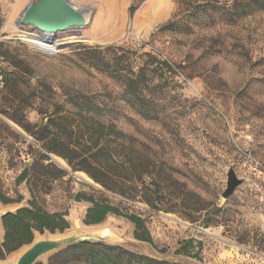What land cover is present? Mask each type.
<instances>
[{
  "label": "rangeland",
  "instance_id": "374dc122",
  "mask_svg": "<svg viewBox=\"0 0 264 264\" xmlns=\"http://www.w3.org/2000/svg\"><path fill=\"white\" fill-rule=\"evenodd\" d=\"M35 1L0 0V194L10 201H0V214L31 203L67 214L69 230L35 241L80 237L175 264H264V11L231 24L224 9L248 0H67L83 14L93 8L85 28L56 36L15 29ZM39 38L60 48H45ZM87 48L115 49L102 57L112 64L122 58L114 69L124 76L137 70L127 51L139 64L144 54L157 60L150 118L127 103L112 69L81 56ZM84 97L127 137L114 143L115 160L132 169L125 195L83 179L84 171L35 139L51 116L77 119L73 104ZM61 138L86 152L78 135ZM231 168L244 183L225 199ZM111 170L125 178L122 168ZM79 194L141 218L152 243L136 240L135 225L123 217L86 226L92 204L77 202ZM185 246L190 255L177 254ZM28 247L9 254L0 246V264ZM57 254L36 264H63Z\"/></svg>",
  "mask_w": 264,
  "mask_h": 264
},
{
  "label": "trees",
  "instance_id": "16d2710c",
  "mask_svg": "<svg viewBox=\"0 0 264 264\" xmlns=\"http://www.w3.org/2000/svg\"><path fill=\"white\" fill-rule=\"evenodd\" d=\"M224 11L223 17L228 18L231 24H236L240 18H246L254 12H263L264 0L235 1L232 5H228ZM176 24L178 23H170L163 27L161 31L175 27ZM113 51L115 49L87 48L81 56L90 61L93 67L106 65L107 69H112V71L110 70L111 76L121 79L125 85L127 103L132 108L137 109L141 115L150 118L151 112L146 110L149 107L147 93L151 91L154 81L159 77L157 76L158 67H154L157 60L150 54H144L145 60L143 64H139L138 60L141 58L136 57V52L127 51V53L135 56L134 66L137 67V70H132L130 75L124 76L120 71L114 69L122 62V58L115 59V63L112 64L102 57L104 54ZM73 107L78 111L77 119L67 123L64 118L51 116L43 125L41 136H35V139L44 144V148L48 153L56 154L66 160L74 171H84L91 180L102 187L109 190H116L120 187L122 193L127 194L131 189L127 185L131 181L132 169L129 164L125 162L119 164L114 158L118 149L115 148L114 143L118 139H127V137L117 129L116 125L102 122V115L98 114V112H101V108L91 98L84 97L81 102H74ZM62 133L69 134L71 139L78 135L85 143L86 152H84V155H80L77 149L71 146V142L61 138ZM57 144L62 145L67 153L59 152L55 146ZM70 155L78 156L83 166L74 165L73 158ZM111 166L122 168L125 178L116 176L112 172ZM111 183L115 188L110 186ZM0 201L3 204L10 203L1 194ZM76 201L92 204L84 219L86 226L100 225L109 215L123 217L135 225L134 236L136 240L152 243L150 232L141 218L129 215L108 203L95 201L85 194H79ZM3 228L4 240L1 251L10 254L25 246L32 245L37 235L41 236L46 233L51 235L63 234L70 229V224L67 220V214H51L36 203H31L27 208L7 214L3 218ZM190 244L187 243V245ZM177 254L188 256L190 250L185 246L178 250ZM57 257L62 259L63 264H175L138 255L122 247L103 243L79 244L59 252Z\"/></svg>",
  "mask_w": 264,
  "mask_h": 264
},
{
  "label": "water",
  "instance_id": "95a60500",
  "mask_svg": "<svg viewBox=\"0 0 264 264\" xmlns=\"http://www.w3.org/2000/svg\"><path fill=\"white\" fill-rule=\"evenodd\" d=\"M87 23L85 14L80 13L67 0H36L20 18L17 27L31 26L42 34L56 36L72 29H83ZM40 41L47 43L44 40ZM58 48H60L58 43H54L50 49L54 51ZM227 178V188L223 194L225 199H229L244 183L237 177L233 168L229 170ZM7 214L9 213L0 214V246L4 240L3 218ZM83 243H93V241L80 237L39 239L26 248L12 264H36L43 258Z\"/></svg>",
  "mask_w": 264,
  "mask_h": 264
},
{
  "label": "bare ground",
  "instance_id": "6f19581e",
  "mask_svg": "<svg viewBox=\"0 0 264 264\" xmlns=\"http://www.w3.org/2000/svg\"><path fill=\"white\" fill-rule=\"evenodd\" d=\"M93 11V8L92 7H89L87 9V13H85V17H86V20L89 21L90 20V17H91V13ZM20 23V20L17 22V24ZM17 24H15V29H21V28H18L17 27ZM40 40H44V41H47V43H45L46 45H44L45 48H51L52 47V44L54 43H57V40L55 39H48V38H39ZM39 46V45H38ZM43 50V49H42ZM51 50V49H50ZM58 160V163L63 166V167H67V165L65 164V162L62 160V159H57ZM81 177L83 179H86V180H90L89 177H87L85 174L83 173H80ZM92 181V180H91Z\"/></svg>",
  "mask_w": 264,
  "mask_h": 264
}]
</instances>
